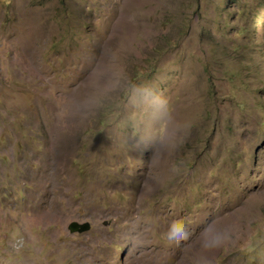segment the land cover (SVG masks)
Here are the masks:
<instances>
[{
  "label": "rangeland",
  "instance_id": "1",
  "mask_svg": "<svg viewBox=\"0 0 264 264\" xmlns=\"http://www.w3.org/2000/svg\"><path fill=\"white\" fill-rule=\"evenodd\" d=\"M205 262L264 264V0H0V264Z\"/></svg>",
  "mask_w": 264,
  "mask_h": 264
},
{
  "label": "clouds",
  "instance_id": "2",
  "mask_svg": "<svg viewBox=\"0 0 264 264\" xmlns=\"http://www.w3.org/2000/svg\"><path fill=\"white\" fill-rule=\"evenodd\" d=\"M205 232L208 231V229L204 230ZM188 232L187 227L183 224L182 221H174L170 227L168 232L166 233V237L168 240H180L183 238V234H186ZM224 240V236L220 233H215L213 235L208 236L205 239L204 247L206 249H212L214 247H218ZM205 264H210V262H205Z\"/></svg>",
  "mask_w": 264,
  "mask_h": 264
},
{
  "label": "water",
  "instance_id": "3",
  "mask_svg": "<svg viewBox=\"0 0 264 264\" xmlns=\"http://www.w3.org/2000/svg\"><path fill=\"white\" fill-rule=\"evenodd\" d=\"M69 230L72 234H85L91 230V224L74 222L69 226Z\"/></svg>",
  "mask_w": 264,
  "mask_h": 264
}]
</instances>
